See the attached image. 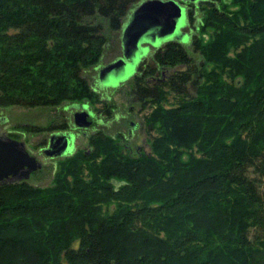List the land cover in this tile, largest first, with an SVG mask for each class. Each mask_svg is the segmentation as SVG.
<instances>
[{"label":"trees","instance_id":"1","mask_svg":"<svg viewBox=\"0 0 264 264\" xmlns=\"http://www.w3.org/2000/svg\"><path fill=\"white\" fill-rule=\"evenodd\" d=\"M232 1L234 14L224 0L199 5L200 65L190 37L152 51L134 76L138 101L178 98L146 119L160 125L150 154L99 134L51 187H0V264H264V0ZM141 2L0 0V107L87 95L82 72L106 28L121 31ZM164 69L175 72L147 81Z\"/></svg>","mask_w":264,"mask_h":264},{"label":"rangeland","instance_id":"2","mask_svg":"<svg viewBox=\"0 0 264 264\" xmlns=\"http://www.w3.org/2000/svg\"><path fill=\"white\" fill-rule=\"evenodd\" d=\"M149 1L142 0L141 3ZM169 1V0H161ZM187 8L193 9L195 13L194 25L185 29V32L191 37V43L185 45L188 52L196 60V64L200 65L203 62L201 55L194 53L193 41L194 37L198 35L197 28L199 21L202 20L203 3L191 7L188 0H174ZM212 2L213 0H209ZM134 6L127 18L125 24L133 11L141 4ZM208 3V2H204ZM226 3L225 10L223 6L219 5V9L227 11L231 14L239 12L241 7L234 4L232 0H224ZM103 22V20H100ZM124 24V25H125ZM124 28V27H123ZM106 42L101 49L99 59L93 62L90 66L85 68L82 72L83 78L88 83L89 92L87 95L82 96L80 99L64 100L57 106L52 107H35L25 108L19 106L0 107V136L9 137L12 140L22 142L26 145L29 153L36 157V159L43 165V168L32 174L30 180L24 184L32 187L47 188L51 187L54 183L55 176L61 168V164L65 159L71 158L78 152L90 155L93 148L91 146V139L99 134L114 138L117 143L122 146L121 152L130 154V156H140L141 154L151 153V141L158 135L157 127L159 123L152 130L150 129L149 122L146 119L156 111L159 107L164 110L173 109L178 102V98L168 96V100H164L160 105L152 103L150 100L140 102L136 98L133 88V78L118 88H104L99 83V73L105 66L117 61L122 57V36L123 29L119 32H112L106 28ZM203 37L209 40L210 34L213 32L211 29L206 31ZM190 40V38H189ZM188 43V42H186ZM155 49H152L154 51ZM151 51V52H152ZM142 71L153 67L151 56L142 62ZM165 71L157 72L154 75H149L147 81L154 83L163 79V77L174 74V69H164ZM167 70V71H166ZM140 74L139 71L136 73ZM165 74V75H163ZM135 75V76H136ZM79 90L72 93V95H81ZM77 105H88L90 110L94 113L92 118V125L89 128H79L75 125V115L78 111L74 108ZM148 121V120H147ZM56 131H70L76 136V149L77 153L65 158H48L43 151L50 139L51 133ZM128 145L131 149L125 150L124 145Z\"/></svg>","mask_w":264,"mask_h":264},{"label":"water","instance_id":"3","mask_svg":"<svg viewBox=\"0 0 264 264\" xmlns=\"http://www.w3.org/2000/svg\"><path fill=\"white\" fill-rule=\"evenodd\" d=\"M191 5L209 0H188ZM188 8L169 0H149L141 3L131 14L123 28L122 57L105 66L99 73V83L104 88H118L131 80L152 49L169 42L185 44L189 41L187 28ZM86 109V105L82 106ZM5 121V120H2ZM75 125L89 128L92 118L87 112L75 115ZM73 136L58 137L47 155L65 158L74 151ZM43 165L32 156L22 142L0 136V187L26 183Z\"/></svg>","mask_w":264,"mask_h":264},{"label":"flooded vegetation","instance_id":"4","mask_svg":"<svg viewBox=\"0 0 264 264\" xmlns=\"http://www.w3.org/2000/svg\"><path fill=\"white\" fill-rule=\"evenodd\" d=\"M150 55V54H149ZM142 65V64H141ZM141 65H140V67H141ZM139 67V68H140ZM138 71H139V69H138ZM137 71V72H138ZM163 75H165V74H163ZM165 77V76H164ZM82 106L83 105H77V106H74V108L75 109H77L78 111L76 112V113H78V112H87L90 116H91V118H93L94 117V113L90 110V108H89V106L88 105H86V109H83L82 108ZM1 122H3V121H0V123ZM61 136H73L74 137V141H73V145H74V151H73V153H72V155L73 154H75V153H77V149H76V136L72 133V132H70V131H56V133H51V136H50V139H49V141H48V143H47V145H46V148H45V150L43 151V153L48 157V158H51V159H54V158H57V157H51V156H48L47 155V153L48 152H51V148H52V145H53V143H55L56 142V140L58 139V137H61ZM124 147V149L127 151V150H129V149H131L128 145H124L123 146ZM88 153H90V152H88ZM87 153V154H88ZM72 155H70V156H72ZM67 157H69V156H67Z\"/></svg>","mask_w":264,"mask_h":264}]
</instances>
